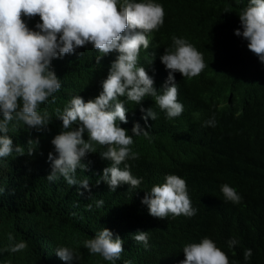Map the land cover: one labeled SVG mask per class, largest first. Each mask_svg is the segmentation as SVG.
<instances>
[{"label":"trees","instance_id":"16d2710c","mask_svg":"<svg viewBox=\"0 0 264 264\" xmlns=\"http://www.w3.org/2000/svg\"><path fill=\"white\" fill-rule=\"evenodd\" d=\"M153 2L163 5L164 24L149 34L150 46L141 48L138 66L154 79L157 91L169 73L162 77L153 70L165 66L161 57L166 49H173L174 36L194 43L206 67L194 78L174 73L178 101L183 104L179 117L168 119L152 96L141 104L120 98L128 109V123L120 122V127L133 135L138 122L149 131L148 137H133L130 148L139 158L127 161L132 175L142 178L141 185L122 184L112 192L107 183L97 184L111 164L100 155L106 147L97 143L93 145L96 153L82 160L88 169L78 168L75 174L78 181L89 179L90 192L69 185L63 177L47 180L52 171L48 155L55 154L51 141L63 131L58 115L74 96L87 102L102 92V82L119 53L107 54L97 63L100 53L88 44L75 54L54 59L52 69L62 87L39 106L51 123L38 130L13 121L8 135L14 147H23V155L13 152L0 158V264H113L84 247V241L103 228L125 241L114 264H181L183 248L205 237L228 255L230 264H264V63L249 50L247 40L235 35L237 29L243 31L239 14L249 0ZM22 19L32 30L38 31L36 25L42 23L38 15ZM141 108L153 109L157 119L149 117L146 123ZM212 119L215 127L206 126ZM84 139H89L87 132ZM169 174L185 179L196 215L169 214L160 219L149 214L142 200ZM224 184L236 189L241 203L225 199ZM99 200L104 204L97 206ZM138 231H148L147 250L133 239ZM9 233L14 240L9 241ZM230 239L239 243L229 248ZM21 241L27 243L26 249L6 251ZM60 247L71 248L79 259L61 260L55 254ZM249 248L253 255L245 260L244 251Z\"/></svg>","mask_w":264,"mask_h":264},{"label":"clouds","instance_id":"9594fccd","mask_svg":"<svg viewBox=\"0 0 264 264\" xmlns=\"http://www.w3.org/2000/svg\"><path fill=\"white\" fill-rule=\"evenodd\" d=\"M37 15L42 21L36 25L38 31L30 29L22 19V16L31 19ZM239 16L243 31L237 29L235 35L247 40L249 50L264 63V0H249ZM164 18L163 5L153 0H0V113L3 117L0 119V158L13 152L23 155V147H14L8 135L13 121L38 130L51 123L50 116L42 115L39 106L62 87L61 79L52 69V61L75 54L78 48L91 44L100 53L97 63L114 51L119 55L111 64L102 82L103 90L96 98L85 102L82 96H74L58 115L63 131L51 141L55 154L48 155L52 171L47 180L54 182L63 177L69 185H78L90 192L89 179L78 181L75 174L78 168L82 172L88 169L89 165L82 160L89 153H96L93 145L97 143L106 147L100 153L101 158L111 162L103 169L97 184L107 183L112 192L122 184L139 188L142 178L132 175L127 161L139 158L130 148L133 137H148L149 131L138 122L132 128L133 135L120 127V122L128 123V109L120 98L141 104L146 96H152L168 119L179 117L183 104L178 101L174 73L194 78L206 67L203 54L194 43L174 36L173 49H166L161 57L165 66L153 70V74L162 77L169 73L164 86L157 91L154 79L144 67L138 66V56L142 47L149 48V34L163 26ZM141 112L146 113L143 116L146 123L149 117L157 119V113L151 108H141ZM206 126L215 127L214 119L207 121ZM85 132L89 137L87 141ZM221 192L227 201L235 204L242 201L236 189L228 184L221 186ZM142 203L148 206L151 216L160 219H166L169 214L192 217L197 212L192 207L185 179L175 174L166 175L164 183L153 186ZM103 204V200L97 201V206ZM8 239L14 240L11 233ZM133 239L146 250L149 248L148 231H138ZM124 242L119 235L114 238L110 229L103 228L93 238L85 240L84 247L114 264L124 251ZM238 243L235 239L227 241L229 248ZM26 248L27 243L21 241L9 245L6 251L17 253ZM183 252L185 259L181 264H230L228 255L208 237L186 245ZM55 254L65 262L79 259L68 247L58 248ZM252 255V249L244 251L245 260Z\"/></svg>","mask_w":264,"mask_h":264}]
</instances>
